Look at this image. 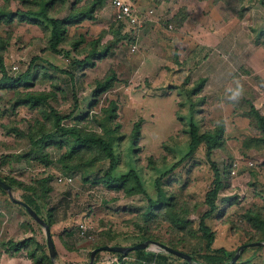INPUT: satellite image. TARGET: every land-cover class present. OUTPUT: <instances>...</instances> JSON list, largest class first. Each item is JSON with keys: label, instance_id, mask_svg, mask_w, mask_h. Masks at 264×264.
I'll return each instance as SVG.
<instances>
[{"label": "rangeland", "instance_id": "1", "mask_svg": "<svg viewBox=\"0 0 264 264\" xmlns=\"http://www.w3.org/2000/svg\"><path fill=\"white\" fill-rule=\"evenodd\" d=\"M80 1L78 5L88 0ZM107 1L109 3L105 0L104 4ZM156 1L147 0L148 3L141 6L143 12L148 9L154 12L150 18L140 16L142 27L135 52L130 51L128 40L115 48L110 56L95 61L94 67L73 71V79L60 72L75 70L71 66L72 58L79 55L69 43L84 35L85 42H91L107 31L113 22V10L109 6L95 14L93 21L96 22L70 26L67 41L59 47V54L45 50L49 30L16 21L0 26V47L4 48L2 56L7 75L16 78L28 68L33 74L30 87L20 86L16 90L52 95L44 108L30 109L14 107L16 96L13 90H0V173L26 185L44 176L52 178V191L41 213L51 226L55 218L53 235L58 248L62 231L68 229L69 233L78 234V226L85 219L89 237L71 238L69 242L84 240L83 246L90 251L100 234L110 233L116 243L130 247L136 224L144 223L143 214L148 211L147 197L152 201L157 198L155 179L166 174L188 152L187 130L193 116L200 133L219 124L224 126L223 147L213 150L210 158L224 176V186L215 200L219 213L207 221L215 232L212 248L235 252L250 238L257 239L264 234L252 228L244 218V214L251 211L259 213L264 220V145L254 142L261 133L244 115L247 101L264 116V8L259 0H204L201 5L198 0H175V6L159 10ZM2 4L4 1L0 0ZM68 8L69 1L64 5L57 2L50 16L65 17L69 14ZM187 8L192 10V16L184 32L178 34V21L187 19ZM9 10L25 11L18 0H10ZM129 29L125 27L123 32L127 34ZM98 40L100 46L107 45L111 35ZM110 71H114L117 77L114 87L93 97V83ZM196 84H201L199 91L190 98V91ZM199 100H202L201 104ZM110 101L117 105L116 122L120 125L113 145L115 164L110 176L116 178L129 170L135 171L147 197L127 196L121 191L84 182L88 174L92 178L101 175L108 167V160L87 165V158H84L77 163L85 166L64 172L56 161L68 149L66 144L61 148L46 147L53 162L47 167L24 157L30 149L29 135L38 133L40 124L47 129L50 127L51 109L69 112L76 102L72 117L63 123L71 126L81 121V125L101 133L100 118L95 116H99ZM192 102L196 104L194 114L190 111ZM139 121L140 138L134 147L131 132ZM58 175L72 177V186L58 185L55 180ZM212 180L213 172L203 145L162 179L167 196L187 202L191 212L186 220L194 231L198 230L200 215L207 209L204 199L212 187ZM91 186L95 189L90 194ZM21 194V190L13 191L16 199H21ZM0 200L7 205L2 208L12 213V219L23 218L22 224H17L18 231H28L26 220L31 218L26 211L9 202L6 191L0 193ZM163 210L158 211L159 214ZM32 222L40 232V241L46 246L43 228H39L33 219ZM146 227L150 235L165 244H176V250L187 254L197 242L185 228L178 229L161 216H155ZM200 246L203 248L204 243ZM147 250L168 253L151 245ZM263 250L264 247L261 249L264 256ZM245 252L240 255L241 262L248 256ZM170 258L171 264H184ZM153 262L148 258L142 264H157ZM52 264H58L57 257Z\"/></svg>", "mask_w": 264, "mask_h": 264}, {"label": "trees", "instance_id": "2", "mask_svg": "<svg viewBox=\"0 0 264 264\" xmlns=\"http://www.w3.org/2000/svg\"><path fill=\"white\" fill-rule=\"evenodd\" d=\"M3 1L4 4L0 5V26H7L16 21L18 23L37 25L43 31L49 30L50 38L47 42V46H45V50L50 51L53 54H59V47L66 43V35L70 26L80 25L84 21H93L95 14L105 3V0H88L83 2L82 5H78L81 2L80 0H74L71 2L70 0H18L21 2V6L25 11L22 12L17 10L16 12H11L9 10L10 0ZM68 1L69 14H67V16L62 18L59 16H50L51 9L55 3L59 2L64 5L65 2ZM161 1L169 0H158V2ZM259 3L262 8H264V0H259ZM183 20L184 19L182 18L178 21V27L182 24ZM44 23H47L48 26ZM123 29L124 26L121 22H112L109 29L101 32V35L94 41L85 42L86 39L79 36L78 39L69 43L71 48L79 55L72 58L71 66L72 69L74 68L75 70H72V72L59 71L67 74L70 79H73V71L94 67L95 61H99L110 56L115 48L124 45L126 41L129 40V35L124 33ZM108 34L111 35L110 42H108L107 45L100 46V41L98 39H102L103 36ZM3 51L4 48L0 47V90L7 89L14 91V95L16 96L14 107L25 106L30 109L44 108L47 101L51 99L52 95L50 93L19 92L16 90L20 86L25 88L30 87L33 74H31V68H28L25 73L16 78L8 76L3 62ZM116 82L117 77L114 71H110L102 79L96 80L93 83V97L96 98L109 92L114 87ZM200 85L201 84H196L193 86L190 91V98L197 95ZM201 103L202 100H199V104ZM245 103L247 104V109L245 108L244 115L255 123L261 133L258 138L254 139V142L264 145V116H262L259 111L251 105V103H248L247 101H245ZM195 105L196 104L193 102L190 105V111L193 114L195 113ZM180 106H182V104H180ZM75 110L76 102L69 112H58L55 109H51L49 114V117L51 118L50 127L47 129L45 125L37 122L40 124V131L35 133V135H29L30 149L24 154V157L38 161L43 167H47L53 164V162L49 159L50 156L45 150L46 147L53 145L61 148L64 144H66L68 149L56 161L64 172L75 170L77 167L85 166L84 163H77V160H82L84 158H87V165L95 161L108 160V167L101 173V175L93 176L92 178L90 177L91 174H88V177L84 178V182L91 185H100L114 191H121L127 196L138 194L147 197L139 176L135 171L129 170L126 174L116 178L110 176L115 164L113 145L120 128V125L116 122V103L114 101H110L109 105L100 111L101 114L99 116H95V118H100L99 124L102 126L101 133L88 128L85 125H81V121H78L76 124L71 126L65 125L63 121L70 119ZM193 117L188 123L187 130L188 152L180 161L175 163L166 174L155 179L157 198L155 201H152L147 197L148 211L143 214L142 220L144 223L136 224L137 230L135 231V235L131 237L132 241H134L129 246L145 241H154L176 250V244H165L147 232L148 229L146 225L149 224V222L151 223L155 216H161L165 221L170 222L178 229L185 228L188 232L186 233L189 234L192 239L194 238L197 240L196 244L190 247L191 249L193 247V249L192 251H189L188 254L195 258L199 264H224L230 260L234 252L227 251L224 248H212L215 232L206 223L219 213L215 200L219 191L224 186V176L223 172L218 169L216 164L210 161V158L213 150L223 147L224 126L223 124H219L212 130L200 133L199 127L194 122ZM140 129V121L136 122L132 127L131 142L134 147L137 146V142L140 138ZM250 141H252V139L246 141L245 144ZM201 145H203L206 149V156L213 172V180L211 182V189L205 194L204 203L206 204L207 209L200 215L198 230L194 231L191 228V223L186 220V217L191 212L188 208L187 202L177 201V199H175L172 195L167 196L164 187L162 186V179L173 172L186 159L191 157ZM0 180L13 186L16 190L23 191L25 196L24 198H21L22 201L30 206L37 213V215L49 225V227L51 226V222L48 219H44L41 213V210L45 208L47 201L49 200V195L52 191L51 177L44 176L43 178H39L35 182L26 185L6 175L3 176L0 173ZM0 193H5V191L0 188ZM162 209H164L163 213L159 214L160 212L158 211H161ZM244 218L252 228L254 227L259 232H264V220L259 216V213L247 211L244 214ZM197 235H200V238H197ZM99 237L98 242L90 248V251L101 246H121L119 243L115 242L114 236L110 233L100 234ZM192 239L190 240L192 241ZM202 242L204 243L203 248L200 246ZM252 242H264V234L260 235L257 239L250 238L248 242L243 245ZM23 245L24 244H19L15 251H19ZM146 251L147 248L143 250H135L134 252L145 254ZM36 252L37 250L30 254L33 264H52L49 254H44V252L42 253L39 251L36 255ZM111 253L117 257V263L122 264L123 258L126 257L129 252L125 254ZM99 254L100 253L96 254L94 264L97 263ZM166 254L175 260L183 261L184 264H188L186 261L172 254ZM146 256L149 257V255ZM235 264H243L240 257Z\"/></svg>", "mask_w": 264, "mask_h": 264}, {"label": "crops", "instance_id": "3", "mask_svg": "<svg viewBox=\"0 0 264 264\" xmlns=\"http://www.w3.org/2000/svg\"><path fill=\"white\" fill-rule=\"evenodd\" d=\"M123 1L130 3L138 11L139 17L143 14L145 15V17L150 18L154 12L153 9H148L146 12H143V10L141 9V6H144L146 3H148L147 0H123ZM106 3L107 4H104L101 7V9L104 8V6L106 8L108 6L110 7V4L108 3V1ZM174 3H175V0L161 1V2L156 1L155 6L157 9L159 8L160 10L161 8V10H163L165 7H168L169 5L175 6ZM197 3L198 5H201L203 1H197ZM191 13H192V10L187 8L186 14L188 15V17H186L187 19H184L182 24L179 27H177L178 34H179V31L181 34L184 32V28L189 22L188 19L190 18V15L192 16ZM91 22H96V21H84L80 25H77V26H83L85 25V23L90 24ZM83 37H85V35ZM24 196L25 195L23 192V194H21V198H24ZM20 200L22 201V199ZM9 202H12V201L9 200ZM2 205H6V204L0 200V264H33L30 254L33 253L35 250H37L36 255L38 254L39 251L42 253L44 252V254H48L47 247L43 245L39 239L40 232L38 228L34 227L32 218L31 220H26V223L29 225L28 231L24 232L21 230L19 232L17 224L18 223L22 224L23 218L20 220L12 219L11 218L12 213L8 212L7 209L2 208L3 207ZM53 220H54V223L52 224L53 227L51 226L52 229L50 233H51V238L54 244V249L56 252L58 264H86L88 262L87 259H88L89 249L83 246L82 241L84 240L78 241L77 243L76 240L74 239V241L69 242L71 238L77 239L79 237L77 236L78 234H76L75 232L69 233L68 229L62 231L63 234L59 235V238L61 239L60 248L62 249V251L59 250L60 248H58V245L55 242V237L53 235L54 227L56 226L54 217H53ZM59 222L60 221H58L57 223ZM207 225L210 227V224H207ZM38 227L40 228V226ZM19 244H24V245L19 249V251H15L16 247ZM262 247L264 246L247 248L250 250L245 252L248 254V256L243 261V264H264V256L261 253ZM164 253L157 252V251L151 252L147 250L145 254H142V253H136L134 251H129L127 256L123 258L122 264H142L148 258L150 259L152 258V260L155 261L157 264H171L172 260L170 256ZM146 255H149V257ZM260 255L262 256V258L259 257ZM117 262H118L117 257L115 255H113L111 252L103 251V252H100L96 264H118Z\"/></svg>", "mask_w": 264, "mask_h": 264}, {"label": "water", "instance_id": "4", "mask_svg": "<svg viewBox=\"0 0 264 264\" xmlns=\"http://www.w3.org/2000/svg\"><path fill=\"white\" fill-rule=\"evenodd\" d=\"M0 188L7 192L8 196L12 202L20 205L26 211V213L30 216V218H32L40 227L43 228L44 234H45L46 246L48 249V254H49L50 260L53 262L55 257H56V252H55L54 244H53V241L51 238L49 225L42 218H40L37 215V213L30 206H28L23 201L13 197V191H14L13 186H11V185L0 180ZM150 245L154 246L157 249L164 250V251L168 252L169 254L174 255V256L186 261L188 264H199L189 254L184 253V252L179 251V250H174V249H172L166 245H163L161 243L154 242V241H145V242H142V243L130 246V247L101 246V247L95 248V249L90 251L89 259H88V262L86 264H94V259H95L96 254L103 252V251L125 254L129 251L146 249ZM258 246H264V242H252V243H248L246 245L239 246L237 248V250L231 256L230 260L224 264H235L237 262V260L239 259L240 255L243 253L244 249L250 248V247H258Z\"/></svg>", "mask_w": 264, "mask_h": 264}, {"label": "built area", "instance_id": "5", "mask_svg": "<svg viewBox=\"0 0 264 264\" xmlns=\"http://www.w3.org/2000/svg\"><path fill=\"white\" fill-rule=\"evenodd\" d=\"M109 4L113 10V22H121L124 25V29L125 27L131 28L127 30V34L129 35L131 45L130 51L135 52L138 42V32H140V28L142 27L138 11L130 3L123 0H109ZM55 180L58 185L72 186L73 182V178L68 175H58ZM94 189V186L90 188V194L93 193ZM83 221L78 226V235L79 238L85 239L89 237L87 233L90 230L86 222L87 220Z\"/></svg>", "mask_w": 264, "mask_h": 264}]
</instances>
